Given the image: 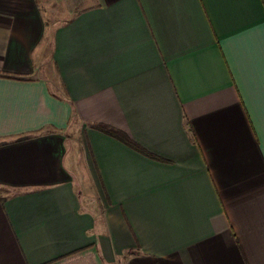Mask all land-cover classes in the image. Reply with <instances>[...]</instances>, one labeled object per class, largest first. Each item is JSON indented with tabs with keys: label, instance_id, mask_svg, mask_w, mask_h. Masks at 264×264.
Listing matches in <instances>:
<instances>
[{
	"label": "crops",
	"instance_id": "0c3cea01",
	"mask_svg": "<svg viewBox=\"0 0 264 264\" xmlns=\"http://www.w3.org/2000/svg\"><path fill=\"white\" fill-rule=\"evenodd\" d=\"M262 96L264 0H0V264H264Z\"/></svg>",
	"mask_w": 264,
	"mask_h": 264
},
{
	"label": "trees",
	"instance_id": "16d2710c",
	"mask_svg": "<svg viewBox=\"0 0 264 264\" xmlns=\"http://www.w3.org/2000/svg\"><path fill=\"white\" fill-rule=\"evenodd\" d=\"M94 127H96L97 129H101L103 131H105L108 134H113L115 135L119 140L123 141V142H127L128 144H130L133 148H135L136 150H140L142 152H144L147 155H151L148 152L144 151V148L139 144L136 143L132 140H130L128 134L126 132H122L121 130H118V128H114V127H110V126H106L103 123H98L97 125H95Z\"/></svg>",
	"mask_w": 264,
	"mask_h": 264
},
{
	"label": "snow or ice",
	"instance_id": "6c2138e0",
	"mask_svg": "<svg viewBox=\"0 0 264 264\" xmlns=\"http://www.w3.org/2000/svg\"><path fill=\"white\" fill-rule=\"evenodd\" d=\"M262 100H264V96H262Z\"/></svg>",
	"mask_w": 264,
	"mask_h": 264
}]
</instances>
